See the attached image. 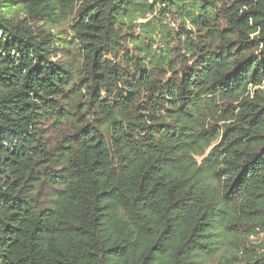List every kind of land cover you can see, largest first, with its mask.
<instances>
[{
    "label": "trees",
    "instance_id": "1",
    "mask_svg": "<svg viewBox=\"0 0 264 264\" xmlns=\"http://www.w3.org/2000/svg\"><path fill=\"white\" fill-rule=\"evenodd\" d=\"M161 2L164 3L160 12L162 16L178 14L176 19L181 23L176 26V35L188 37L185 48L177 50L189 51L195 58V65H202L203 72L195 65L185 66L180 81L183 85L182 102L178 107L167 110L168 116L175 118L174 122H161L152 126L159 128L157 135H162L163 147L159 143H150L147 148L141 149V158L133 161L131 166H124L123 170L129 173L124 188L129 197L134 196L137 203L144 205L149 216L159 220L160 211H163L168 223V227L163 229L164 233H168L172 227H175V231L168 237L167 244L163 243V235L156 236L154 231H150L140 238L139 246L135 249L123 242L116 243L117 234L109 238L111 246L104 251L113 264H149L148 258L153 253L157 257L153 264H179L175 257L188 246L184 239L185 234L190 233L187 235L188 243L191 244L195 238L201 250L207 251L209 256L218 257L215 264H237L239 257L233 255L237 251V245L232 239L233 233H238L236 221L264 224V0ZM252 4L253 7L248 6ZM133 10L143 13L136 17L137 23H146L148 21L138 22V19L151 14L155 10V2L145 7L136 5L134 0H120L119 4H110L109 0H92L78 11L80 19L72 27L85 28L80 35L89 42L85 47L92 49L93 42L104 38L101 33H104L106 27L113 26L116 17L121 14L127 16ZM52 14L37 13V16L43 20L45 16L50 18ZM85 17L91 22L84 24ZM173 22L176 23L175 19L171 23ZM188 23L194 25L195 31L200 34L198 39L206 40L207 43L196 44L191 40L194 29L189 28ZM0 31L5 35L2 42L5 51L0 52V63L6 66L0 71V87L12 88L21 79L25 81L24 91L17 93L15 99L6 101L4 110L0 113V150L9 153L4 163L10 162L18 168L23 157L27 155L26 141L32 138V134L23 127L29 119L26 113L36 108L38 114L43 115L40 112L41 106H34L31 101L33 98L44 99V108L55 107L58 104L53 99L57 94L55 85L60 82V77L66 70L57 62L48 60L44 45L51 41L36 44L33 39L24 38V35H31L30 30L26 29L24 35H19L5 24H0ZM126 35L134 39L137 37L136 33ZM11 49H15L19 56H14ZM103 50L95 49L93 67H97L96 60ZM209 51L215 54L209 55ZM33 60L35 63H32ZM168 64L174 66V61L169 60ZM8 65L15 66V70L7 67ZM147 71L149 70H142V82H147L143 78V72ZM179 71L176 69L173 77ZM97 75L103 76L104 73L98 72ZM202 76L208 77L207 100L204 99L202 91H194L202 89L205 83ZM173 77H169L167 87L161 86L164 99L174 95L176 84ZM83 83L85 81H81ZM36 88L46 92L47 97H41L35 91ZM168 102L176 104L174 100ZM10 104L16 105V108L11 109ZM189 105L197 111H186ZM202 105L206 106L201 107ZM237 110L239 116L236 115ZM57 111L65 110L59 108ZM86 128L87 126L80 132L89 135ZM196 129L199 130L198 135ZM220 129H224L223 136L219 143H215ZM21 134H25L24 144L16 146L10 143L12 138ZM76 135L79 136L80 133ZM100 146L102 141L95 138L91 147L82 144L88 153ZM194 146L198 150L191 152V160H199L202 150L209 147V155L219 150L221 156L233 158L227 161L232 165L230 183L223 198L215 204L212 203L213 194L210 190H198L200 181L196 180V174L200 169L194 168L186 151ZM66 147L70 149L71 145ZM39 150L40 145L37 144L34 151ZM85 163L91 164L87 170L89 180L81 183L78 188L58 190L59 199L55 201V206L46 212L41 211L39 217L34 216L27 200L14 194L19 189V181L7 184L8 190L0 191V210L10 215L0 219L4 233L0 237L3 242L0 246L15 251L23 244V239L17 237L23 238L29 232L35 237L40 233L47 237H56L53 246L57 253L71 257L66 261L62 255L56 264H96L100 256L96 246L92 245L86 254L81 255L79 245L87 246V241L95 237L93 230L97 227L102 231L110 230L106 223L110 222L109 207L104 201L115 199L111 193L116 191V187L109 188L107 185L110 181L116 184V177L99 172L97 166H102V162L91 161L87 154ZM80 171L83 172L84 169L81 168ZM222 171L227 173L229 169ZM31 179L29 176V180ZM218 179L219 173L209 177V180ZM101 184L105 186L103 191H88L89 186L96 188ZM211 187L209 184V189ZM101 197L104 201H101ZM43 217L53 222L42 224L40 221ZM57 222L69 224L71 230L67 233L56 232L54 229ZM219 228L223 232L218 231ZM23 247L27 248L28 245L23 244ZM25 259L26 257L21 256L19 261H15L8 255L4 256L5 264H21ZM246 264H261V261H247Z\"/></svg>",
    "mask_w": 264,
    "mask_h": 264
},
{
    "label": "clouds",
    "instance_id": "2",
    "mask_svg": "<svg viewBox=\"0 0 264 264\" xmlns=\"http://www.w3.org/2000/svg\"><path fill=\"white\" fill-rule=\"evenodd\" d=\"M87 2L92 0H0V24L7 25L19 35H24L26 29L30 30L31 35H24V38L33 39L36 44L41 41H51L44 45L48 60L57 62L66 70L60 77V82L55 85L57 94L53 99L58 102L55 107L44 108V99L33 98L31 101L32 105L41 106L40 112L43 115H39L36 108L26 113L29 119L23 127L32 134V138L26 141L27 155L23 157L18 168L10 162L5 164V157L9 153L0 150V169L3 170L0 172V191L8 190L7 184L11 181H19V189L14 194L21 195L27 200L34 216L39 217L41 211L46 212L55 206V201L59 199L58 190L78 188L81 183L89 180L87 170L91 164L85 163L86 154L91 161L100 160L102 166L98 165L97 170L102 174L109 173L116 177V184L110 181L107 185L109 188L116 187V191L111 193L115 199L104 201L101 197V201L107 203L109 207L110 222L106 223L110 230L102 231L99 227L95 228L93 230L96 233L95 237L87 241V246L81 244L79 248L80 254L84 255L89 247L95 245L100 252L96 264H113L104 251L111 246L110 237L118 234L116 243L123 242L135 249L139 246L140 238L150 231H154L156 236L163 235L165 244L171 233L175 231V227H172L169 228L168 233L163 232V229L168 227V223L162 210L160 219L157 220L145 212L144 205L137 203L134 196L129 197L124 188L129 173L123 169L125 165L131 166L133 161L141 158V149L147 148L148 144L159 143L163 147V137L157 135L159 128L152 126L161 122H174L175 118L169 117L167 110L174 106L178 107L182 102L181 77L184 75L186 65H195V58L187 50H177L185 48L188 37L176 35V25L181 23L176 19L178 14L166 17L160 14L164 7L161 0H134L136 5L145 7L155 2V10L151 16L146 17L148 22L137 23L136 17L143 15L142 12L133 10L127 16L121 14L114 19L112 27H106L104 33H101L104 38L93 42L92 49H87L85 45L89 42L80 35L85 28L72 27L80 19L78 11L86 7ZM109 2L119 4L120 0H109ZM69 5L70 7L66 8ZM248 6L253 7L254 4ZM47 12L53 13L50 18L48 16L43 20L38 18L37 13ZM174 19L176 23L172 24ZM90 22V19L85 17L84 24ZM188 27L194 29L191 23H188ZM127 33H136L137 37L131 38L126 35ZM199 35L194 29L191 40L196 44L207 43L206 40L198 39ZM4 39L5 35L0 31V52L5 51L2 47ZM105 45L107 47H104ZM98 48L104 50L96 60L97 67H93L94 51ZM11 51L14 56H19L15 49ZM214 54L209 51V55ZM169 60L174 61V66L168 64ZM32 63H35V60ZM5 67L0 63V71ZM7 67L15 70L13 65ZM195 67L203 72L202 65ZM143 69L149 70L143 72V78L147 82L141 81ZM176 69L180 71L173 77ZM98 72H103L104 75L98 76ZM24 75H27L26 71ZM169 77H173L176 88L174 95L164 99L161 95L163 92L161 86L167 87ZM201 79L205 81L202 89L194 91H202L204 99L207 100L208 77L202 76ZM81 81L85 83L81 84ZM24 83L25 81L21 79L16 87L7 89L0 87V113L4 110L6 101L15 99L17 93L24 91ZM35 91L39 92L41 97L48 95L39 88ZM169 100L176 101V104L169 103ZM9 107L15 109L16 105L10 104ZM59 108L65 111L58 112ZM186 111L197 110L189 105ZM236 115L239 116V110ZM232 122L228 121V123ZM195 124L196 120L193 121L194 129ZM85 126L89 135L80 132ZM223 131L224 129H220L215 143H219ZM76 133L80 135L77 136ZM196 134H199L198 129ZM93 138L102 141V146L88 153L82 144L91 147ZM10 143L16 146L24 144L25 134L12 138ZM37 144L40 145V150L34 151ZM67 145H71V148L68 149ZM193 150L198 149H195V146L186 149L194 168L200 169L196 174V180L200 181L198 190H210L213 194L212 203L215 204L223 198L230 183L232 165L227 161L233 158L221 156L219 150L209 155L211 152L209 147L202 150L199 160H191ZM81 168L84 169L83 172L80 171ZM223 169L229 171L225 173ZM216 173H219V179L209 180V177ZM29 176L32 177L31 180ZM209 184L212 185L210 189ZM104 187L103 184L96 188L89 186L88 191L98 193L103 191ZM20 189L23 191L21 192ZM7 215L10 213L0 210V219ZM40 222L47 224L53 221L43 217ZM236 223L238 233H233L232 239L237 245V251L233 253L234 256L239 257L237 264H246L247 261L255 260H260L261 264H264V224L254 225L240 221ZM2 229L3 225L0 224V237L4 236ZM54 230L58 233H67L71 230V226L57 222ZM217 230L223 232L222 228ZM187 235L190 233L185 234L184 243L188 246L175 257V260L179 264H215L218 257L209 256L207 251L201 250L195 238L189 244ZM17 239H23V244H27L28 247L24 248L22 244L13 251L0 246V264H5V255L15 261H19L21 256L26 257L21 264H56L62 255L66 261L71 259L64 253H57L53 246L56 237H47L40 233L32 237L29 232L25 237H17ZM2 243L0 240V245ZM148 259L149 264H153L157 257L153 253Z\"/></svg>",
    "mask_w": 264,
    "mask_h": 264
},
{
    "label": "rangeland",
    "instance_id": "3",
    "mask_svg": "<svg viewBox=\"0 0 264 264\" xmlns=\"http://www.w3.org/2000/svg\"><path fill=\"white\" fill-rule=\"evenodd\" d=\"M149 16H151V14H148V15H147V17H149ZM146 21H147L146 18H141V17H139V19H138V22H146ZM172 24H175V23L173 22ZM176 26H177V25H176Z\"/></svg>",
    "mask_w": 264,
    "mask_h": 264
}]
</instances>
